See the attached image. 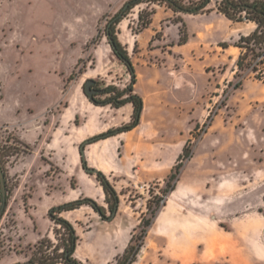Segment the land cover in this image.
I'll list each match as a JSON object with an SVG mask.
<instances>
[{"label":"rangeland","instance_id":"374dc122","mask_svg":"<svg viewBox=\"0 0 264 264\" xmlns=\"http://www.w3.org/2000/svg\"><path fill=\"white\" fill-rule=\"evenodd\" d=\"M127 1L0 0V166L8 195L0 219V255L13 244L20 250L16 230L18 237L33 239L32 217L39 223L48 219L54 228L45 202L70 193L73 200L95 199L108 217L90 205L78 212L77 255L84 264H116L133 234L141 233L143 215L151 217L150 199L161 202L159 218L148 228L132 264H264V82L254 77L251 67L237 66L241 49L235 43L251 22L229 20L218 11L216 0L210 11L236 27L226 46L191 38L185 46L169 47L176 37L172 30L169 36L160 30L153 38L159 17L167 13L156 3L135 6L123 25L117 24L125 47L130 36L136 39L131 52L136 75L142 64H156L177 73L182 82L174 85L182 89L184 71L190 70L206 89L195 104V116L179 111L173 115L168 98L161 97L153 123L129 131L140 132L134 156L119 159L118 174L106 173L120 197L114 217L108 203L113 198L97 175L86 171L82 143L133 121L132 103L98 105L84 87L94 79L99 90L137 88L138 77L133 79L107 35L109 20ZM151 8L160 14L140 32L138 12ZM138 90L145 92L141 82ZM189 93H179L184 103L193 101ZM109 97L102 91L96 95L99 101ZM146 113L149 118L148 107ZM53 137L61 146L68 139L74 143L77 163H66L69 152L59 144L50 147ZM190 139L191 156L184 161L176 189L166 194L165 179ZM51 149L57 151L54 159ZM45 191L54 194L49 197ZM58 237L62 234H53L55 244ZM140 241L136 238L135 244ZM33 245L27 246L30 256Z\"/></svg>","mask_w":264,"mask_h":264},{"label":"trees","instance_id":"16d2710c","mask_svg":"<svg viewBox=\"0 0 264 264\" xmlns=\"http://www.w3.org/2000/svg\"><path fill=\"white\" fill-rule=\"evenodd\" d=\"M211 2L212 0H128L125 3V6L109 20L107 25V35L112 49L128 66L133 79L136 80L137 76L133 61L131 60L128 49L119 41L116 29L117 24L126 17L127 13L132 8L141 3H156L165 5L176 14L188 13L198 15L210 12L211 9L209 5ZM216 2L218 5V11L228 19L232 21L246 20L256 24V28L250 34L241 35L235 43V46L241 49L237 60V66L240 69H243L246 66L251 67V72L254 74V77L264 82V0H216ZM155 13V8H151L147 13H144L143 11L139 12L140 32L150 26ZM174 21L180 24L179 44H185L188 40L187 25L181 16H176ZM222 45L226 46V43H223ZM239 84L240 82L235 86L238 87ZM100 91L105 94H110V97L105 101L97 100L96 95ZM98 93L94 94L95 98L92 99L98 105L112 104L116 107H121L125 104L132 103L134 105V112L132 114L133 121H131L129 125L96 135L90 138L91 140L86 144L132 130L140 123L142 110L144 108L143 98L135 93L132 88L116 93L114 87H107L99 90ZM198 128L199 124H197L195 129L197 130ZM190 146L191 139L184 146L182 153L178 157V162L174 165L170 174L165 179L166 187L164 191L166 194L171 193L176 189L184 161L191 156ZM82 160L84 166L88 165L83 153ZM95 174L101 182L105 192L113 198L112 201H108L113 214L116 207L119 206V194L103 171L98 170ZM154 202V199L149 200L147 207L148 212H151V217H147V213L143 215L139 225L141 233L139 235L133 234L129 245L126 247L123 255L118 258L116 264H132L136 261L137 254L143 245L142 240L147 235L148 228L153 224L161 207L160 201L155 202V207ZM83 205L92 206L103 218H108L106 215V208L90 197L80 198L53 206L49 209L48 216L55 224L53 228L54 234H62L60 239L58 237L59 242L55 244L51 237L45 236L33 245L34 249L32 250V255L27 261L15 262L13 264H84L75 256L80 235L78 234L75 225L61 214L65 210H74ZM61 228L65 230L64 233H62ZM136 238L141 240L137 245L135 244Z\"/></svg>","mask_w":264,"mask_h":264},{"label":"crops","instance_id":"0c3cea01","mask_svg":"<svg viewBox=\"0 0 264 264\" xmlns=\"http://www.w3.org/2000/svg\"><path fill=\"white\" fill-rule=\"evenodd\" d=\"M143 4L144 3H141V4H138L137 6H143ZM157 6L166 8L167 13L165 16L159 17L160 26L154 30V33L152 34V36L153 38L157 36L160 30L164 31V36H169V32L171 30L175 31L176 37L174 39L173 38L171 39L172 42L168 44L169 47L174 48L175 46H180V47L185 46L186 43L191 40V38H195L196 41L198 40L204 41V42L209 41L213 44H218V45H222L223 43H226V45H228L229 43L226 40L231 38V36L234 34V29H236V27L235 26L232 27V25L228 21H221V19L218 18L217 15L211 11L203 13V14H198V15H193V14H188V13H177L176 14L174 13V11H172L170 8H167L165 5H157ZM139 12H138V17H139ZM159 14L160 13L157 9V12L153 16V20L151 24H153V21L155 20L156 17L159 16ZM176 16H181L187 25L188 40L185 44H179L180 24L174 21V18ZM194 20H199V24H196ZM193 22L194 24H192ZM119 23H120L119 26H122L124 23V20L122 19ZM127 27L128 29H130V23L127 24ZM226 27L228 31H226ZM231 28L233 29L232 32L230 31ZM255 28H256V24L254 22H251L247 31H243L242 33L239 34V36L250 34ZM127 43L129 44L126 48L128 49L130 57H131L132 56L131 52L135 49V46H136V39H132L130 36V41ZM142 67L144 69L138 70L137 88L134 90V92L139 94L143 98L144 108L142 110L140 123L135 128L137 127L139 128L142 126H150L153 123V119H155L156 116L160 112L159 111L160 108L158 107V105L160 103L161 97L168 98L171 104V108L173 109L171 110L173 115L175 114L178 116L179 112H182L183 116H195L194 115V112L196 110L195 107L199 105L198 99L199 97L204 96V91L206 88L205 86H203L204 84L202 85L199 84L198 78L196 77L193 71H190V70L184 71V77L186 81H185V84L182 83L184 84L183 85L184 87L182 86V89H181V88H178L179 87L178 84L174 85L175 82L179 83L182 81H179L180 79L177 78L178 74L173 73L172 70L163 69L161 68V66L156 65V64L154 65L142 64ZM144 71L146 73H149V75L145 76ZM141 74L144 75V78H143L144 80L141 78ZM140 82H141L142 88L145 90V92L143 93L140 92V90H138ZM184 91L190 92L189 95L191 99H193L191 103H184L181 95L179 94L180 92H184ZM173 92L175 93L177 98H179L178 102L173 101L174 100V97L172 96V94H174ZM146 104L150 112L149 118L147 117V113H146L147 112ZM199 123L200 122L198 123L196 122V126ZM135 128H133L132 130H134ZM54 133L56 135L58 134L56 131H54ZM139 139H140V132L137 134L129 133V131L123 132L115 136H111L109 138L101 139L96 142L88 144L86 148H84L83 156L85 157L89 165L97 168L98 170L103 171L105 174L111 173L113 175H116L118 174V171L121 170L119 159L124 160L125 156L127 157L134 156L132 154V149H133L134 143L138 142ZM48 144L50 145L51 148H55L56 144H59V146H61L60 139L56 137H53V139L50 142H48ZM66 144L67 146H61V147L63 149H66L69 152V155L66 159V163L71 167L70 165L71 162L77 163L78 161L77 148L74 145V143H71L70 139H68ZM50 151L53 154L52 159H54L55 158L54 155L57 154V151L55 152L52 149ZM27 156L28 155H26V157ZM47 168L48 167L45 166V170H47ZM79 173L82 175L81 172ZM71 189H74V188H71ZM45 194L51 197L54 194V191L53 192L45 191ZM69 195L70 193H68L67 196L64 195L63 199L58 197L56 199L47 200L44 206L45 211H48L53 206H57L65 202L72 201L73 199H69ZM83 208H84V205L74 210H65L61 214L62 216L67 218L69 221H71L75 225V223L79 222L80 218H82L81 215H77V214L78 212H81ZM8 210L6 212L5 217L8 215ZM83 213L86 214L85 212ZM158 218L159 216H157V219ZM32 221L35 224V228L33 231V239L29 242L23 239L22 237H18L19 232H17L16 230V235H14V240L18 241L17 245L20 248V250L16 248V244H13L12 247L8 246L7 250L2 255H0V262L4 259H7L6 264H13L15 262L27 261L30 258V255L28 254V251H27L28 245L35 244L36 242H38L40 239H42L45 236H49L51 238L53 237V234H54L53 226L51 225V223L48 222V219H45L42 223H39L37 222L38 220H35L32 217ZM2 224L3 223L0 224V228ZM3 229H6V228H3ZM75 256L78 259H80L79 256L77 255V249L75 252Z\"/></svg>","mask_w":264,"mask_h":264},{"label":"water","instance_id":"95a60500","mask_svg":"<svg viewBox=\"0 0 264 264\" xmlns=\"http://www.w3.org/2000/svg\"><path fill=\"white\" fill-rule=\"evenodd\" d=\"M127 6V5H126ZM95 82L94 79H88L84 85L85 87V92L88 95V97L90 99H94V90L91 88V85ZM91 139H87L86 141H84L81 145V150L82 153H84V148L86 143H89ZM85 169L87 172L89 173H97L98 169L95 167H90L88 165L85 166ZM0 191H1V204H0V219L2 218V215L4 214V211L6 209V205H7V186H6V178H5V174L3 169L0 166ZM118 206L116 207L114 213H113V217L116 215Z\"/></svg>","mask_w":264,"mask_h":264},{"label":"flooded vegetation","instance_id":"af4514ba","mask_svg":"<svg viewBox=\"0 0 264 264\" xmlns=\"http://www.w3.org/2000/svg\"><path fill=\"white\" fill-rule=\"evenodd\" d=\"M91 88L94 90V94H97L98 93V91H99V89H98V87H97V83L96 82H94L92 85H91Z\"/></svg>","mask_w":264,"mask_h":264}]
</instances>
